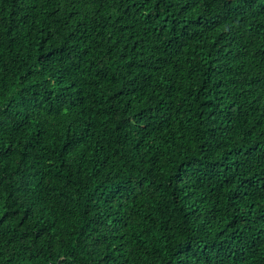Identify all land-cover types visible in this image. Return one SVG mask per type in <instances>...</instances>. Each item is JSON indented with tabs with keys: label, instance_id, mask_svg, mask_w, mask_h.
<instances>
[{
	"label": "trees",
	"instance_id": "16d2710c",
	"mask_svg": "<svg viewBox=\"0 0 264 264\" xmlns=\"http://www.w3.org/2000/svg\"><path fill=\"white\" fill-rule=\"evenodd\" d=\"M0 264H264V0H0Z\"/></svg>",
	"mask_w": 264,
	"mask_h": 264
}]
</instances>
